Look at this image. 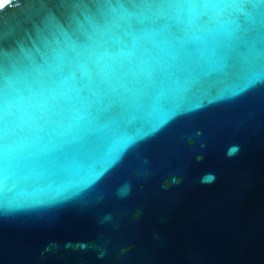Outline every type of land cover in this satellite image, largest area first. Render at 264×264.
I'll list each match as a JSON object with an SVG mask.
<instances>
[{"label":"water","instance_id":"water-1","mask_svg":"<svg viewBox=\"0 0 264 264\" xmlns=\"http://www.w3.org/2000/svg\"><path fill=\"white\" fill-rule=\"evenodd\" d=\"M0 264H264V0H2Z\"/></svg>","mask_w":264,"mask_h":264},{"label":"clouds","instance_id":"clouds-1","mask_svg":"<svg viewBox=\"0 0 264 264\" xmlns=\"http://www.w3.org/2000/svg\"><path fill=\"white\" fill-rule=\"evenodd\" d=\"M237 151H238V149L234 153H231L230 155H234ZM213 179H214V177H213Z\"/></svg>","mask_w":264,"mask_h":264},{"label":"snow or ice","instance_id":"snow-or-ice-1","mask_svg":"<svg viewBox=\"0 0 264 264\" xmlns=\"http://www.w3.org/2000/svg\"><path fill=\"white\" fill-rule=\"evenodd\" d=\"M0 2H2V0H0Z\"/></svg>","mask_w":264,"mask_h":264}]
</instances>
